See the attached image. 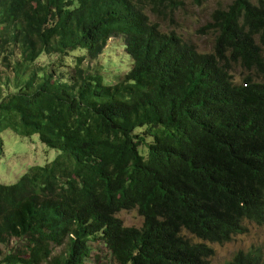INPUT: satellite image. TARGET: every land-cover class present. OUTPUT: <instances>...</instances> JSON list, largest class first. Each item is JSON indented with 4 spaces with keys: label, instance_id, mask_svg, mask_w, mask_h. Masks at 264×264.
I'll use <instances>...</instances> for the list:
<instances>
[{
    "label": "trees",
    "instance_id": "obj_1",
    "mask_svg": "<svg viewBox=\"0 0 264 264\" xmlns=\"http://www.w3.org/2000/svg\"><path fill=\"white\" fill-rule=\"evenodd\" d=\"M183 3L0 0V62L15 77L0 85V156L7 131L61 152L0 183V246L18 241L0 264H90L91 241L111 264H210L205 241L264 225V0L215 9L200 28L213 35L206 53L148 13ZM119 36L132 66L116 83L87 56L68 64L86 48L96 61ZM44 55L60 61L36 65ZM133 210L141 227L117 216ZM226 264L264 254L239 250Z\"/></svg>",
    "mask_w": 264,
    "mask_h": 264
},
{
    "label": "rangeland",
    "instance_id": "obj_2",
    "mask_svg": "<svg viewBox=\"0 0 264 264\" xmlns=\"http://www.w3.org/2000/svg\"><path fill=\"white\" fill-rule=\"evenodd\" d=\"M183 2V5L168 17L157 18L152 11L148 13L152 21L160 25L161 31L174 32L183 41L193 44L198 52H210L213 35L203 33L200 28L210 20V15L215 9L225 8L231 0H208L199 7L195 6L192 0H183ZM88 54L89 48L74 51L68 59V64L73 65L76 56H87L86 66L91 67V70L93 69L97 73L102 71L104 82L108 85L116 83L132 66V59L126 51L123 36L113 38L105 54L96 61H91ZM59 61V56L44 55L36 65L49 68ZM64 74L67 75V71ZM243 75V70L237 68L234 71L235 82H239ZM9 77L15 78L5 64L0 62V85L4 88H8ZM3 140V153L0 156V183L5 185L15 184L31 167L51 163L61 153L44 145L38 135L23 138L13 131H7L3 134ZM145 151L146 149L143 152ZM117 216L127 226L141 227L144 221L137 210L122 211ZM246 224L248 232L236 235L231 241L224 243L205 241L214 249L213 256L209 258L210 264H226L239 250L247 251L252 247H260L264 254V225H258L254 222H246ZM181 234L193 242L203 241L186 229H183ZM17 244L18 241L15 238H12L8 243L1 244L0 259ZM90 244L92 251L88 263H112L108 249L101 241H91Z\"/></svg>",
    "mask_w": 264,
    "mask_h": 264
},
{
    "label": "clouds",
    "instance_id": "obj_3",
    "mask_svg": "<svg viewBox=\"0 0 264 264\" xmlns=\"http://www.w3.org/2000/svg\"><path fill=\"white\" fill-rule=\"evenodd\" d=\"M109 44H110V42H109ZM109 47V46H108ZM108 49V48H107Z\"/></svg>",
    "mask_w": 264,
    "mask_h": 264
}]
</instances>
